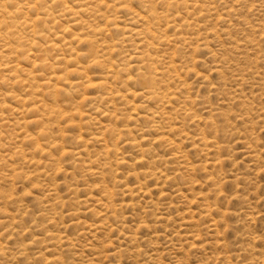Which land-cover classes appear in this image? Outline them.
<instances>
[{
  "label": "rangeland",
  "instance_id": "rangeland-1",
  "mask_svg": "<svg viewBox=\"0 0 264 264\" xmlns=\"http://www.w3.org/2000/svg\"><path fill=\"white\" fill-rule=\"evenodd\" d=\"M28 1L19 55L0 35V264H264V0ZM142 52L177 70L144 89Z\"/></svg>",
  "mask_w": 264,
  "mask_h": 264
},
{
  "label": "bare ground",
  "instance_id": "bare-ground-1",
  "mask_svg": "<svg viewBox=\"0 0 264 264\" xmlns=\"http://www.w3.org/2000/svg\"><path fill=\"white\" fill-rule=\"evenodd\" d=\"M26 1V2H25ZM22 0V2H24L23 4H20V3H18L17 2V0H0V35L1 34H3L4 33V35H5V37H7V39H8V42H7V45L8 46H10V48H8L7 50V52L9 53V54H17V55H19L18 53H19V51H20V45H18V43L23 39V33H24V31L26 30V28L28 27V25H29V23L30 22H33L32 20L30 21L29 20V18H27V17H25L23 14L25 13V11H30V10H32L33 9V7H32V3L31 2H29L28 0ZM60 0H54L53 1V3H58ZM77 1H79V3H82V5L84 4L83 2H87V3H89V5L88 6H90L92 3L89 1V0H77ZM100 2H101V4H102V6H104V7H107V5L104 3V1L103 0H100ZM150 2V1H149ZM95 3V2H94ZM42 4V3H41ZM154 3L152 2V5H153ZM85 6H87V5H85ZM44 7V6H43ZM65 7V6H64ZM45 8V7H44ZM65 9H68L67 7H65ZM69 10V9H68ZM79 12H87V11H85L86 9H85V7H80L79 9ZM71 12V11H70ZM22 15V17L19 19L18 17H17V15ZM131 15L133 16V18H132V20L133 21H144L145 20V18L142 16V15H139V14H136V13H131ZM75 20V19H74ZM87 21H80V22H77L76 23V25H78L79 27H80V29L81 30H88V31H92L93 29H94V26L93 25H91L90 23H86ZM35 23V22H34ZM86 25V26H85ZM68 26V25H67ZM2 27H4V28H2ZM152 37H153V39H159V40H161L162 38H163V36L162 35H160V36H162V37H158L157 35H156V32H155V30L153 29V27H148V28H146L145 29ZM68 31V30H67ZM63 32V31H62ZM70 32V31H69ZM68 32V33H69ZM67 33V34H68ZM75 34V33H74ZM73 34V35H74ZM82 34V33H81ZM137 35L138 36H141V35H143V32H138L137 33ZM64 36V35H63ZM62 36V37H63ZM71 36V35H70ZM69 36V37H70ZM74 37H75V39H76V41H78V42H83V43H88L90 40H89V38H87V37H85V36H82V35H79L78 33H77V35L75 34L74 35ZM165 37V36H164ZM168 38V37H167ZM12 39H14V43H12L13 41H12ZM34 39V38H33ZM33 39H31V36L29 35V34H26L25 35V39H24V41L26 42V45L28 46V47H30L29 46V43H30V41H33ZM166 41V40H165ZM16 43V45H14ZM90 43V42H89ZM156 43V42H155ZM155 43L153 42V43H150L149 44V47L151 48V50L153 51V50H156V45H155ZM67 45V44H66ZM69 47V49H70V46H68ZM5 53V52H4ZM63 53H64V50H63ZM74 54V53H73ZM76 54V53H75ZM31 55V54H30ZM30 55H28L27 53H25L24 54V56H26L27 57V59H29V57H30ZM66 55V54H65ZM64 54H63V57L65 56ZM78 55V54H77ZM70 56V55H69ZM1 57V56H0ZM62 57V58H63ZM66 57V56H65ZM64 57V58H65ZM31 58V57H30ZM139 58L140 59H142V60H144V61H146V62H148V64H145V66H144V68H143V70H147L148 72H147V74H145L144 73V75H143V81H144V85H145V87H144V89H148V88H150L151 86H153V83L155 82L154 81V77L153 76H161V74H163L162 73V70H164V69H166L167 71H169V72H171V70H173V71H176L177 69V67H174V65H172V64H174L173 62H166L165 64H163L164 66L163 67H157L156 66V64H155V62L153 61V60H150V58H149V56L147 55V53L146 52H142V53H139ZM66 59V58H65ZM68 59V58H67ZM36 60V59H35ZM34 60V61H35ZM26 61V60H25ZM49 62V61H48ZM66 62H67V60H66ZM75 62V61H74ZM58 63V62H57ZM33 65H35L36 66V64L35 63H32ZM7 65V64H6ZM17 65V64H16ZM48 65V64H47ZM74 65H75V63H74ZM5 66V65H4ZM49 66H50V64H49ZM59 66H60V64H59ZM2 70V69H1ZM74 70V69H73ZM14 71L15 72H18V71H20V68H19V65H17V66H15L14 67ZM7 72V71H6ZM190 72V71H189ZM33 73V72H32ZM34 74V73H33ZM87 75V74H86ZM85 75V76H86ZM34 76V75H33ZM30 78H32L31 76H29ZM90 78V77H89ZM129 80H131L132 81V79L131 78H129ZM90 83H92L93 84V81L90 79ZM45 84V83H44ZM104 84V83H103ZM52 85V84H51ZM102 85V84H101ZM21 86V85H20ZM48 86V85H47ZM56 86V85H55ZM97 86H99L98 84H97ZM105 87V86H104ZM51 88V87H50ZM102 88V87H101ZM152 88V87H151ZM154 88V87H153ZM55 89V88H54ZM57 89V88H56ZM55 89V90H56ZM148 90H151V89H148ZM141 91H142V89H141ZM51 92V91H50ZM145 92V91H144ZM155 93V92H154ZM154 93H152V92H150V91H147V92H145V94L144 93H137V92H130L129 94H130V96H132L133 98H137V97H146V96H153V94ZM29 94V93H28ZM158 95V94H157ZM155 96H156V94H155ZM26 98V97H25ZM36 99V98H35ZM37 100V99H36ZM30 100H27V99H23V97H22V103H24L23 104V106L25 105V106H27V105H32L33 106V109L36 111V112H38V111H41V108L40 107H36L35 105L36 104H33V102L32 103H30L29 102ZM32 101H34V99L32 100ZM35 103V102H34ZM1 104V103H0ZM41 105V104H40ZM42 106V105H41ZM1 108V107H0ZM77 109V108H76ZM24 110V109H23ZM50 110L53 112V113H56V114H62V112L61 111H58L57 112V108H50ZM45 111V110H44ZM77 111H80V110H77ZM23 112V111H22ZM45 113V112H44ZM79 113H81V112H79ZM19 114H20V112H19ZM24 114V113H23ZM35 114V113H34ZM42 114V113H41ZM46 114L47 113H45V116H46ZM82 114V113H81ZM40 115V114H39ZM24 116V115H23ZM48 116V115H47ZM59 116V115H58ZM2 120V119H1ZM25 120H26V118H25ZM24 120V121H25ZM25 123V122H24ZM13 126V125H12ZM19 128H20V126H19ZM22 129V128H21ZM23 130V129H22ZM81 136V135H80ZM35 137V136H34ZM40 140V139H39ZM39 140H36V141H33V143L35 144V149H36V152H39L40 154L42 153V154H44L45 153V148H43L42 147V145H41V143H40V141ZM17 152V151H16ZM79 153V152H78ZM17 154H19L20 156H23L24 155V153H23V151H18L17 152ZM78 155H80V153L78 154ZM24 157V156H23ZM27 156H25V159H27L26 158ZM36 164L38 165L39 163L38 162H36ZM16 170V169H15ZM111 194V193H110ZM108 195V194H107ZM109 196H111V195H109ZM70 242V241H69ZM72 242V241H71ZM54 262V261H53Z\"/></svg>",
  "mask_w": 264,
  "mask_h": 264
}]
</instances>
